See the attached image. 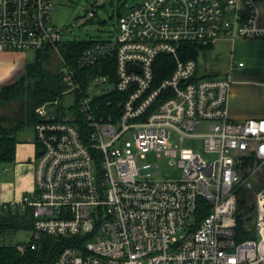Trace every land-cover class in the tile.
<instances>
[{"label": "built area", "instance_id": "built-area-1", "mask_svg": "<svg viewBox=\"0 0 264 264\" xmlns=\"http://www.w3.org/2000/svg\"><path fill=\"white\" fill-rule=\"evenodd\" d=\"M53 8L0 0V52L48 53L65 83L34 110L33 189L0 202V216L17 207L31 220L17 250L45 234L67 241L51 264H264V115L234 120L229 109L245 62L199 75L198 57L181 51L264 39V0H142L120 13L114 41L91 39L72 64ZM162 57L172 67L157 79ZM243 82L264 102V80ZM203 122L202 147L184 146ZM148 152L170 157L180 178H154ZM241 200L258 238L236 240Z\"/></svg>", "mask_w": 264, "mask_h": 264}, {"label": "rangeland", "instance_id": "rangeland-1", "mask_svg": "<svg viewBox=\"0 0 264 264\" xmlns=\"http://www.w3.org/2000/svg\"><path fill=\"white\" fill-rule=\"evenodd\" d=\"M142 0H52L53 9L50 12L51 22L61 29L64 40H111L114 41L118 33L117 19L119 9L130 8L140 3ZM29 62L34 53L28 51ZM206 56L198 57V74L203 75L209 71L216 76H222L228 69L229 61L232 58L235 62L244 61L242 68L234 71L235 82L230 93V108L234 120L252 115L253 112L264 115V103L256 96L257 86L252 82L264 80V39L244 40L237 39L233 50L229 43H218L211 48ZM20 75V74H19ZM18 75V76H19ZM17 76V77H18ZM255 93V94H254ZM253 94V97H252ZM67 102L71 97L64 99ZM245 105L249 110H243ZM17 107L13 101L6 108L0 110L7 113ZM252 112V114H250ZM207 131V123L198 124L194 137H187L183 141L184 146L199 149L202 147L201 135ZM33 134V127H26L19 133V138L23 139ZM34 137V135H32ZM172 143H179L177 137L173 136ZM206 158H214V155H205ZM140 161L156 164L157 168L152 172V176L158 179H178L181 171L172 163L170 157L162 154L156 155L155 152H148ZM257 186V185H256ZM241 208V207H240ZM240 210V209H238ZM251 220L244 223L247 229H252L255 238L258 234L254 228V216ZM31 228H18L16 230H5L0 233L2 243L16 246L28 243L32 236Z\"/></svg>", "mask_w": 264, "mask_h": 264}, {"label": "trees", "instance_id": "trees-1", "mask_svg": "<svg viewBox=\"0 0 264 264\" xmlns=\"http://www.w3.org/2000/svg\"><path fill=\"white\" fill-rule=\"evenodd\" d=\"M120 12L118 13V17ZM92 43L88 40H66L61 45V51L68 61L74 63L79 52ZM211 46L187 45L182 48V53L189 57H203L208 55ZM168 59V58H167ZM162 57L156 64V78L167 76L172 67L164 64L168 60ZM171 63V64H170ZM85 71V70H84ZM94 68H88L93 73ZM65 88L63 75L59 70V63L50 54L36 52L32 59L26 63L22 73L0 85V110L6 108L13 101L17 107L7 113L0 112V164L14 161L15 145L20 140L19 133L26 127H33L36 122L35 107L41 103L56 97ZM260 186V185H259ZM244 200L240 201L238 214L236 215V240L242 241L255 238L252 229H247L244 223L251 220L247 211H241ZM206 210L201 211L204 215ZM18 228H31V220L27 212H22L15 207L13 213L5 212L0 216V233L5 230H16ZM36 248H26L23 253L16 246L0 243V264H51L58 252L67 245L62 237H52L40 234L35 239Z\"/></svg>", "mask_w": 264, "mask_h": 264}, {"label": "crops", "instance_id": "crops-1", "mask_svg": "<svg viewBox=\"0 0 264 264\" xmlns=\"http://www.w3.org/2000/svg\"><path fill=\"white\" fill-rule=\"evenodd\" d=\"M27 61L28 57L26 53L19 51L0 52V85L21 74ZM256 96L259 98L258 88L256 90ZM244 108L246 109L243 110L250 109L247 105ZM229 109L230 115L233 118L230 106ZM257 116H263V113L256 114V112H253L252 115H247L239 119ZM32 135L23 139L21 138L17 142L13 162L0 164V202H19L23 195L33 189V158L36 152V145Z\"/></svg>", "mask_w": 264, "mask_h": 264}, {"label": "flooded vegetation", "instance_id": "flooded-vegetation-1", "mask_svg": "<svg viewBox=\"0 0 264 264\" xmlns=\"http://www.w3.org/2000/svg\"><path fill=\"white\" fill-rule=\"evenodd\" d=\"M124 9V7L123 8H121V9H119V12L121 13V11Z\"/></svg>", "mask_w": 264, "mask_h": 264}, {"label": "water", "instance_id": "water-1", "mask_svg": "<svg viewBox=\"0 0 264 264\" xmlns=\"http://www.w3.org/2000/svg\"><path fill=\"white\" fill-rule=\"evenodd\" d=\"M85 1H87V0H85ZM124 10H125V8L121 11V13H123L124 12Z\"/></svg>", "mask_w": 264, "mask_h": 264}]
</instances>
